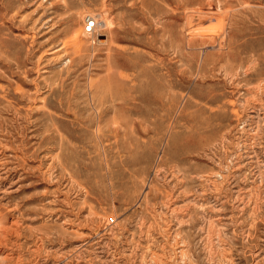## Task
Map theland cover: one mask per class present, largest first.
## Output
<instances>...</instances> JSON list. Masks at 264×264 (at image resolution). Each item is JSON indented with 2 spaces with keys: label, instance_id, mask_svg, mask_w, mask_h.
<instances>
[{
  "label": "rangeland",
  "instance_id": "1",
  "mask_svg": "<svg viewBox=\"0 0 264 264\" xmlns=\"http://www.w3.org/2000/svg\"><path fill=\"white\" fill-rule=\"evenodd\" d=\"M102 1L0 0V264H264V0Z\"/></svg>",
  "mask_w": 264,
  "mask_h": 264
},
{
  "label": "bare ground",
  "instance_id": "2",
  "mask_svg": "<svg viewBox=\"0 0 264 264\" xmlns=\"http://www.w3.org/2000/svg\"><path fill=\"white\" fill-rule=\"evenodd\" d=\"M104 2L105 1H108V0H103ZM102 1V2H103ZM200 16V15H199ZM202 16V15H201ZM101 19V22L100 23H102L101 25H103L104 27H109L110 26V23H109V21L107 20V18H100ZM45 23V22H44ZM218 27V26H217ZM207 29V28H206ZM212 29V28H211ZM209 30V29H208ZM218 31V30H217ZM219 33V32H218ZM224 33V32H223ZM221 36V35H220ZM223 36H224V34H222V37L221 38H223ZM210 38H211V35L209 36ZM209 37H207V38H209ZM224 39V38H223ZM73 41H75L74 43H76V48L78 49V50H81V52H82V46H84L87 42L86 41H83V40H81V38H80V35H79V32L78 33H74L73 34V39H72ZM85 42V43H84ZM100 43H102L103 41L102 40H100L99 41ZM64 44H65V42H64ZM62 45V44H61ZM176 46V45H175ZM62 47H64V45H62ZM51 48V47H50ZM83 48H86L85 46L83 47ZM62 49V48H61ZM53 52H54V50H52ZM56 51V50H55ZM123 51V50H122ZM120 54H122V53H120ZM116 55H119V52L116 54ZM121 56V55H120ZM121 57H123V55L121 56ZM106 61H107V59H106ZM117 61V60H116ZM116 61H114V60H112L109 64H108V66H107V71L109 72V69H111V67H116L117 65L115 64L116 63ZM121 64V63H120ZM108 79H109V75H108ZM55 80V79H54ZM157 80V79H156ZM50 81H52V80H50ZM54 82V81H53ZM53 82H51V83H53ZM50 83V84H51ZM49 84V83H48ZM56 84H57V82H56ZM35 85H37V84H35ZM52 85V84H51ZM55 85V84H54ZM50 87V86H49ZM56 87V86H55ZM52 88V93H53V96H57V92H59L58 91V89L57 88ZM61 87V86H60ZM87 87L89 88V90H90V92H89V94H90V96H88V97H90L89 98V100H90V103L91 102H95V103H97L99 106H100V108L105 104V102H106V99H105V97L106 96H108L109 97V100H112V96H110V90H111V87H110V85H109V80H105L104 82H100V84H96L95 86H93L94 87V89H92L91 90V88H92V85H91V81H89V83H88V85H87ZM18 88H20V87H18ZM18 88H17V95H18V92H19V95H20V97L22 98V97H24V96H27L28 94L24 91H21V90H19L18 91ZM38 88V87H37ZM62 88V87H61ZM21 89V88H20ZM34 89H36V88H34ZM50 89V88H49ZM23 90V89H22ZM64 90V89H63ZM87 91H88V89H87ZM16 92H15V94H16ZM167 92V91H166ZM97 93H99L100 94V96H97ZM63 94V93H62ZM88 95V94H87ZM28 97V96H27ZM62 97H63V95H62ZM66 97V96H65ZM166 97V96H165ZM20 98V99H21ZM86 98H87V96H86ZM70 99V98H69ZM65 99H63V101H64ZM89 100H87V101H89ZM169 100H171V99H169ZM113 101V100H112ZM114 102V101H113ZM8 103V102H7ZM89 103V104H90ZM9 104V103H8ZM47 104V103H46ZM87 104H88V102H87ZM11 105V104H10ZM90 105H92V103L90 104ZM107 105V104H106ZM9 107H11V106H9ZM14 108V107H13ZM87 108V107H86ZM85 108V109H86ZM91 108H93V107H91ZM12 109V108H11ZM15 109V108H14ZM13 110V109H12ZM95 111V110H94ZM97 111V110H96ZM110 111V110H109ZM44 113V112H43ZM48 113V112H47ZM103 113H106V110H104V109H101L100 111H99V115L98 116H100L101 114H103ZM20 115V114H19ZM52 116H53V114H52ZM52 116H50V115H48V114H46V117L48 118V119H50V120H52ZM106 119H108V118H106ZM111 119H113V118H111ZM110 118H109V120H111ZM108 120V121H109ZM113 121H114V123H115V120H112V121H109V122H111V124L113 123ZM109 122H107L106 121V123H109ZM86 123V122H85ZM98 123V122H97ZM111 124H110V126H111ZM116 124V123H115ZM97 125V124H96ZM104 125H105V123H104ZM114 125V124H113ZM112 125V126H113ZM98 126V125H97ZM97 126H96V128H97ZM117 127H118V125H116ZM3 128V127H2ZM120 129H121V127H119ZM118 128V129H119ZM99 129V128H98ZM54 130H55V127H54ZM57 130V129H56ZM100 130V129H99ZM121 131V130H120ZM57 132V131H56ZM55 132V133H56ZM97 133V132H96ZM48 135V134H47ZM122 135V134H121ZM60 141V140H59ZM63 142H64V140H63ZM67 142V141H66ZM65 143V142H64ZM69 144V143H68ZM2 146H4L3 144H2ZM51 146V145H50ZM47 147V146H46ZM2 148H5V147H2ZM53 148V147H52ZM124 148L125 147H123V150H124ZM125 151V150H124ZM53 152V151H52ZM50 154H51V152H50ZM69 154V153H68ZM53 156V155H52ZM49 157V156H48ZM45 158V157H44ZM50 158H51V155H50ZM52 160V159H51ZM59 162V161H58ZM52 163H55V162H52ZM56 164H58V163H56ZM50 166V165H49ZM54 166H55V164H54ZM55 170H56V168H55ZM51 172V171H50ZM50 172H49V174H50ZM64 173V172H63ZM49 174H48V176H49ZM52 174V173H51ZM56 174V173H55ZM60 174H61V172H60ZM66 174V176H68V174L67 173H65ZM51 176V175H50ZM55 176V175H54ZM53 176V177H54ZM65 176V175H64ZM52 177V176H51ZM63 177V176H62ZM57 180V179H56ZM66 180H67V178H66ZM69 180V179H68ZM72 182V181H71ZM73 182H75V180H73ZM73 184H75V183H73ZM72 185V184H71ZM77 185V184H76ZM80 187V186H79ZM77 188V187H76ZM106 220V219H105ZM108 221V220H107ZM1 244V243H0Z\"/></svg>",
  "mask_w": 264,
  "mask_h": 264
},
{
  "label": "built area",
  "instance_id": "3",
  "mask_svg": "<svg viewBox=\"0 0 264 264\" xmlns=\"http://www.w3.org/2000/svg\"><path fill=\"white\" fill-rule=\"evenodd\" d=\"M95 18L91 16H86L83 20V32L86 34H90L93 32L94 27H95Z\"/></svg>",
  "mask_w": 264,
  "mask_h": 264
}]
</instances>
